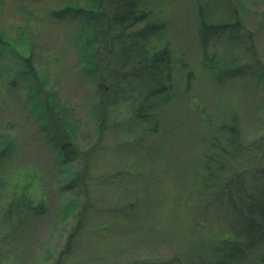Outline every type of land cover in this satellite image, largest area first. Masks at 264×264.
<instances>
[{
    "label": "rangeland",
    "instance_id": "rangeland-1",
    "mask_svg": "<svg viewBox=\"0 0 264 264\" xmlns=\"http://www.w3.org/2000/svg\"><path fill=\"white\" fill-rule=\"evenodd\" d=\"M218 1H147L157 20L165 22L164 39L171 43L179 89L174 88L176 97L160 110L157 132L137 125L132 107L120 104L110 109L108 118L120 116L127 127L109 125L99 138L90 113L98 91L75 64L71 24L48 12L60 0L0 1V29L14 35L22 30V4L42 19L37 24L29 20L38 31L35 66L46 68L49 87L69 111L62 122L76 128L78 153L67 164L60 161L59 142L48 137L32 95L22 85L12 95L0 77V136L13 141L11 156L0 166V208L10 193L32 207L10 232L6 225L0 229V264H200L195 248L228 231L231 210L195 189L204 146L198 134L225 106L238 112L247 140L264 134V0ZM201 3L212 20L227 17L228 6L235 5L241 41L226 46L221 35L206 55L208 59L213 53L215 59L229 47L239 55L236 62L245 64L243 73L224 81L212 75L196 32ZM243 28L250 33L251 51ZM214 59L209 61L212 67L217 65ZM13 60L10 55L0 59V69L13 67ZM186 69L195 77L186 81ZM259 162L264 164V157ZM84 163L86 176L70 182Z\"/></svg>",
    "mask_w": 264,
    "mask_h": 264
},
{
    "label": "trees",
    "instance_id": "trees-1",
    "mask_svg": "<svg viewBox=\"0 0 264 264\" xmlns=\"http://www.w3.org/2000/svg\"><path fill=\"white\" fill-rule=\"evenodd\" d=\"M147 1L83 0L80 4V0H60L59 6L48 7L50 16L69 20L72 27L69 40L77 54L75 64L98 91L90 104L98 138L109 125L127 127L120 116L114 120L108 118L110 109L120 104L132 107L131 115L137 125L150 133L157 132L160 110L176 97L174 88L179 89L174 82L171 43L167 37L164 39L165 22L157 20L158 16L147 6ZM210 1L219 3L218 0ZM234 7L233 4L228 6L227 17L212 20L208 8L198 4L196 32L200 46L206 49L205 60L214 59L212 52L208 59L206 55L213 39L216 41L224 35L226 46L241 41L237 31L242 25L234 17ZM21 8L26 21L20 27L22 30L14 35L10 30L0 29V59L4 60L9 55L14 57V66L1 68L0 77L12 95L21 85L24 92L29 91L38 108V116L48 126V137L59 142L55 143L56 155L67 164L78 154L74 141L76 128L72 125L66 127L65 121L62 122L69 111L60 105L57 92L49 87L51 82L46 68L41 70L35 66L38 31L33 29H37L35 24L42 19L24 4ZM32 15L33 18L28 19ZM32 19L36 23L30 25L29 20ZM246 36V48L251 51L250 33L243 28V38ZM237 58V52L227 47L220 57L213 60H217L216 66L212 67L209 61L208 65L204 64L214 72L212 75L216 79L224 81L227 76L245 71V64L239 60L236 62ZM259 70L263 75L261 68ZM5 73L13 75L8 78ZM185 75L186 81L188 77H195L190 69H186ZM188 89L189 84L186 83L182 88L186 92H182L186 94ZM221 109L215 120L209 117L208 124L198 134L204 146L200 156L201 169L195 171L198 185L195 189L207 198L211 197L216 204L228 207L232 219L228 231L226 229L221 237L202 243L195 248V253L199 255L200 264H247L251 260L264 264V164L259 162L264 157V134L247 140L233 106ZM12 148L13 141L7 135H1L0 166L3 159L11 156ZM85 168L84 163L82 172L75 173L70 182L82 181L86 176ZM12 194L0 208V229L6 225L9 232L19 224L25 212L32 209L26 199L16 201Z\"/></svg>",
    "mask_w": 264,
    "mask_h": 264
}]
</instances>
